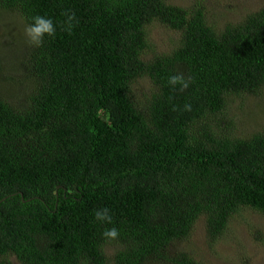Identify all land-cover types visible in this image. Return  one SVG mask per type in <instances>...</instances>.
I'll list each match as a JSON object with an SVG mask.
<instances>
[{
    "label": "trees",
    "instance_id": "obj_1",
    "mask_svg": "<svg viewBox=\"0 0 264 264\" xmlns=\"http://www.w3.org/2000/svg\"><path fill=\"white\" fill-rule=\"evenodd\" d=\"M34 15L57 25L40 48ZM0 21L23 27L0 55V264H203L172 254L201 218L214 246L240 211L264 216V125L237 135L229 115L264 89V6L216 28L167 0H0ZM154 22L174 47L149 50Z\"/></svg>",
    "mask_w": 264,
    "mask_h": 264
},
{
    "label": "rangeland",
    "instance_id": "obj_2",
    "mask_svg": "<svg viewBox=\"0 0 264 264\" xmlns=\"http://www.w3.org/2000/svg\"><path fill=\"white\" fill-rule=\"evenodd\" d=\"M169 4L185 8L196 4L205 7L207 19L216 28L236 23L250 13L264 6V0H167ZM0 21V55H5L9 43H15L17 32H22L19 24L14 26ZM18 27V28H17ZM149 50L158 52L174 47L178 33L167 29L157 22L147 27ZM150 90L146 80H139L133 87L137 100L142 99ZM232 100V99H231ZM229 115L234 116L237 135H251L264 125V89L256 96H241L230 101ZM223 134V133H222ZM229 232L214 246L205 239L204 218H201L188 240L172 245V254L177 251L191 252L203 264H264V216L251 210H242L234 216ZM117 246L107 244L104 249L108 256ZM14 264H19L13 260Z\"/></svg>",
    "mask_w": 264,
    "mask_h": 264
},
{
    "label": "clouds",
    "instance_id": "obj_3",
    "mask_svg": "<svg viewBox=\"0 0 264 264\" xmlns=\"http://www.w3.org/2000/svg\"><path fill=\"white\" fill-rule=\"evenodd\" d=\"M66 17L65 23L68 29H71L72 22L75 20L74 13H64ZM57 31V25L53 19L45 15H34L28 19L24 28V36L28 46L32 48H40L45 39L54 38ZM168 84L176 87L179 85L180 91L186 90L190 86V81L183 76L173 75L168 79ZM186 110H190V106H185ZM94 220L101 225L112 224V215L108 208H102L94 213ZM119 236V230L116 227L105 228L102 232V238L105 240H115Z\"/></svg>",
    "mask_w": 264,
    "mask_h": 264
}]
</instances>
